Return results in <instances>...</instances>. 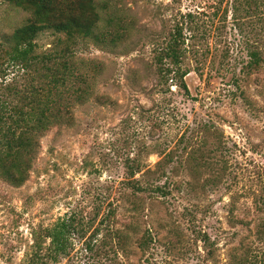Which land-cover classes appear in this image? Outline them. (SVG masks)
<instances>
[{"label":"rangeland","instance_id":"374dc122","mask_svg":"<svg viewBox=\"0 0 264 264\" xmlns=\"http://www.w3.org/2000/svg\"><path fill=\"white\" fill-rule=\"evenodd\" d=\"M231 2L112 1L134 18V34L114 49L88 43L78 53L102 66L95 88L109 103L78 106L74 125L47 132L22 185L0 179V264H27L33 235L69 218L80 233L66 256L46 264H228L239 243L257 244L264 8L233 15ZM186 14L196 26L182 60L188 94L179 83L157 85L153 67V50ZM27 16L0 0V38ZM52 40L40 33L38 50ZM250 46L263 60L257 70L245 66ZM127 159L138 161L146 191L127 187ZM197 234L209 239V259Z\"/></svg>","mask_w":264,"mask_h":264},{"label":"trees","instance_id":"16d2710c","mask_svg":"<svg viewBox=\"0 0 264 264\" xmlns=\"http://www.w3.org/2000/svg\"><path fill=\"white\" fill-rule=\"evenodd\" d=\"M114 0H9L11 6L28 14L24 22L0 38V179L18 187L28 178L40 148V139L51 129L74 125V111L90 101L106 105L109 100L96 92L102 71L100 63L78 56L88 43L114 49L133 33L134 18L112 4ZM264 0H232L233 15L255 16ZM256 17V16H255ZM191 14L183 15L163 43L153 50L157 85L184 83L182 69L187 40L194 38L196 26ZM186 30L188 37L183 34ZM47 31L53 40L38 50L36 39ZM246 69L257 70L263 61L260 52L247 48ZM127 187L137 194L146 191L135 178L141 172L137 160L124 162ZM152 192L163 194L161 188ZM107 219V217H106ZM79 230L73 220L60 219L52 227L33 235L34 251L27 264L57 262L68 253L69 238ZM257 244L239 243L228 264H264V221L254 226ZM211 257L209 239L197 234ZM48 240L45 245L44 241ZM139 247L144 251L143 243ZM207 246V247H206ZM146 249V248H145ZM205 260L203 259V262Z\"/></svg>","mask_w":264,"mask_h":264}]
</instances>
